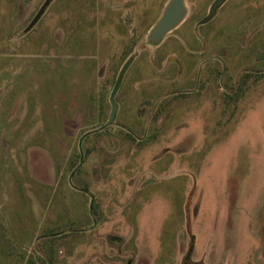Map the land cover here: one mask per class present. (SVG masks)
I'll return each instance as SVG.
<instances>
[{
    "label": "rangeland",
    "instance_id": "obj_1",
    "mask_svg": "<svg viewBox=\"0 0 264 264\" xmlns=\"http://www.w3.org/2000/svg\"><path fill=\"white\" fill-rule=\"evenodd\" d=\"M214 1L153 46L168 0H0V264H264V0Z\"/></svg>",
    "mask_w": 264,
    "mask_h": 264
},
{
    "label": "water",
    "instance_id": "obj_2",
    "mask_svg": "<svg viewBox=\"0 0 264 264\" xmlns=\"http://www.w3.org/2000/svg\"><path fill=\"white\" fill-rule=\"evenodd\" d=\"M52 1L53 0H45L44 4L40 7L38 13L35 15V17L28 25L26 32L30 31L36 25V23L40 20V18L45 13L46 9L52 3ZM226 1L227 0H215L211 5L208 14L201 21V24H206L209 21H211L215 16L217 10ZM187 13L188 12H187L185 0H168V2L166 3L163 9L161 16L158 18V20L155 22V24L150 28L148 32L147 35L148 43L153 46H157L158 44H160L168 34L172 33L184 22V20L187 17ZM136 57H137L136 54L130 55L126 59L124 64L121 66L117 74L115 83L109 95L110 112L108 115V119L104 124H102L103 126L100 128V130H104L107 127L116 125V119L119 112L117 95L121 89L126 73L128 72L133 62L135 61ZM89 134H90L89 132L88 133L86 132L80 137L79 146L83 145L82 144L83 139ZM80 153L81 155L83 154L82 148H80ZM77 169L78 168L74 169L75 171L73 172V174H75ZM93 207H94V201L92 200L90 204L91 213H94ZM191 253H192V249L189 251L188 256H190Z\"/></svg>",
    "mask_w": 264,
    "mask_h": 264
},
{
    "label": "flooded vegetation",
    "instance_id": "obj_3",
    "mask_svg": "<svg viewBox=\"0 0 264 264\" xmlns=\"http://www.w3.org/2000/svg\"><path fill=\"white\" fill-rule=\"evenodd\" d=\"M230 2V0H227L218 10H217V12H216V14L218 13V11L219 10H221V9H224L226 6H227V4ZM212 5V4H211ZM211 5H210V7H211ZM210 7H209V9H210ZM198 11H199V9H198ZM163 12V11H162ZM187 12H188V10H187ZM209 12V11H208ZM196 14H198V13H196ZM204 14V13H203ZM215 14V15H216ZM187 15H188V13H187ZM196 16V15H195ZM215 17V16H214ZM213 17V18H214ZM186 20V19H185ZM184 20V21H185ZM154 25V24H153ZM152 25V26H153ZM174 31H176V30H174ZM126 33H127V31H126ZM208 33V31L206 32V34ZM133 34V33H132ZM148 35V34H147ZM169 35V34H168ZM138 36V35H137ZM167 37V36H166ZM166 37L164 38V40L160 43V44H158V45H163L164 46V44H165V46H166V44H167V40H165L166 39ZM134 38V37H133ZM129 39V41H131V43H133L134 44V42L136 43L135 45H143L142 44V42L141 43H139V40H135V39H131V37L130 38H128ZM194 41H192V43H193ZM132 44V45H133ZM157 45V46H158ZM189 45H190V43H187V42H185V43H182L181 42V44L178 46L177 45V47H178V49H176V50H174L173 52L174 53H169V55H168V57H167V59H166V65H167V68H169L170 69V64L171 63H175L176 65L178 64V66L180 67V70H181V73H182V70H186L189 66H190V68H188V71H190L191 72V69H193V65H190V63L189 64H186L185 65V63L181 60V58L179 57V55L177 54V53H175L176 51L179 53V51H184V52H188V47H189ZM133 54H136L137 55V53H134L133 52ZM132 55V54H131ZM137 58V57H136ZM124 64V63H123ZM134 64V63H133ZM132 64V65H133ZM131 65V66H132ZM122 66V65H121ZM192 67V68H191ZM121 68V67H120ZM120 68H119V70H120ZM131 69V67L129 68V70ZM129 70H128V72H129ZM127 72V73H128ZM127 73H126V76H125V78H124V81H123V84H122V86H121V89H120V91H119V93L122 91V88H123V85H124V83L127 81ZM180 73V74H181ZM118 74V73H117ZM177 75V74H176ZM178 76V75H177ZM116 77H117V75H116ZM176 78H178V77H176ZM115 80H116V78H115ZM114 83H115V81H114ZM104 90H105V88H104ZM112 90V89H111ZM111 90H110V92H111ZM110 92H109V95H110ZM118 96V95H117ZM108 98H109V96H108ZM109 101V100H108ZM118 101V100H117ZM110 104V103H109ZM118 104H119V112H118V115L119 114H122L123 115V111L121 112V104L118 102ZM110 112V111H109ZM128 114L129 113H127L126 111L124 112V116L123 117H127L128 116ZM127 115V116H126ZM117 120H118V118H117ZM59 235H61V234H59ZM109 242V241H108ZM192 243H193V241H192ZM51 249V248H50ZM188 253L189 252H187L186 253V255H185V257L183 258V260H182V262H181V264H206V263H204L202 260L200 261V260H195L193 257H192V253H191V255L190 256H188ZM111 256H114V255H112V253L110 252L109 253ZM53 258V257H52Z\"/></svg>",
    "mask_w": 264,
    "mask_h": 264
},
{
    "label": "trees",
    "instance_id": "obj_4",
    "mask_svg": "<svg viewBox=\"0 0 264 264\" xmlns=\"http://www.w3.org/2000/svg\"><path fill=\"white\" fill-rule=\"evenodd\" d=\"M108 32H110V30L108 31ZM107 32V33H108ZM123 35H124V33H123ZM108 38V37H107ZM122 42H123V40L122 39H120ZM108 40L107 39H105V42H107ZM123 47H125L126 48V50L127 51H125L124 52V55L122 56V59L121 60H123L122 61V63L123 62H125L126 61V59L131 55V53H132V51L131 50H129L128 51V49H130V48H128L127 49V47H129L128 45H127V47L126 46H124V45H122ZM121 63V64H122ZM121 66V65H120ZM96 93V92H95ZM181 96V95H180ZM183 96V95H182ZM94 97H95V95L93 96L92 95V98H93V100H94ZM108 105L110 106V104L108 103ZM100 110H101V108L100 109H98V112L100 113ZM103 114L101 113V116H102ZM107 119H108V117H107ZM107 119L104 121V120H101V124H104L106 121H107ZM131 138H132V136H130ZM94 150H95V148L93 147L92 149H88L87 151H85V155L86 156H88V155H91L93 152H94ZM78 156H79V154H78ZM78 162V161H77ZM77 167V163H74L72 166H71V168H73V169H75ZM77 172H79L78 170H77ZM96 209V210H95ZM97 210H98V204L97 203H94V207H93V211H94V214H96L97 213ZM70 234H72V233H70V232H62L61 233V235L60 236H57V237H54L55 239H58V238H60V237H62V238H65V237H67V236H69ZM35 254L37 255V253L35 252ZM37 259H40L41 260V257L39 256V255H37V257H36ZM30 264H37V262L35 261V259L34 260H32V259H30ZM40 263V262H39ZM44 264V263H43Z\"/></svg>",
    "mask_w": 264,
    "mask_h": 264
},
{
    "label": "crops",
    "instance_id": "obj_5",
    "mask_svg": "<svg viewBox=\"0 0 264 264\" xmlns=\"http://www.w3.org/2000/svg\"><path fill=\"white\" fill-rule=\"evenodd\" d=\"M184 23V22H183ZM182 23V24H183ZM182 24L176 29V30H178L181 26H182ZM110 27H111V25H110ZM109 30H111L109 27H108V30L107 31H109ZM194 37V36H193ZM201 39H203V38H201ZM165 40H167V39H165ZM192 41H194V38L192 39H190V41L189 40H185V42H189V43H192ZM104 42H105V39H104ZM184 42V43H185ZM183 43V42H182ZM162 44V43H161ZM136 60V59H135ZM32 209V208H31ZM34 209H32V211H33ZM31 215H32V213H31ZM31 215H30V219H31ZM32 220V219H31ZM37 223V222H36ZM82 232V231H81ZM60 233H62V232H60ZM72 233H78V232H76V231H74V232H72ZM83 233V232H82ZM68 237V236H67ZM38 253V252H37ZM38 255V254H37Z\"/></svg>",
    "mask_w": 264,
    "mask_h": 264
}]
</instances>
